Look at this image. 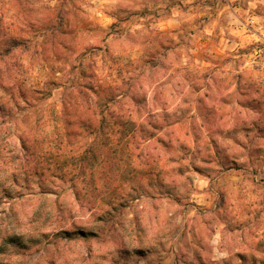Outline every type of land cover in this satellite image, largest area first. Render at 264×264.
<instances>
[{"label": "clouds", "instance_id": "obj_1", "mask_svg": "<svg viewBox=\"0 0 264 264\" xmlns=\"http://www.w3.org/2000/svg\"><path fill=\"white\" fill-rule=\"evenodd\" d=\"M0 264H264V0H0Z\"/></svg>", "mask_w": 264, "mask_h": 264}]
</instances>
